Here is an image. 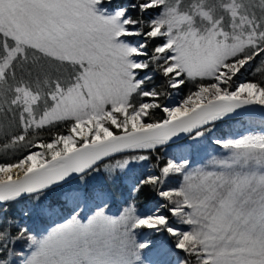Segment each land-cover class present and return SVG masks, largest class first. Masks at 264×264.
<instances>
[{
    "label": "snow or ice",
    "instance_id": "6c2138e0",
    "mask_svg": "<svg viewBox=\"0 0 264 264\" xmlns=\"http://www.w3.org/2000/svg\"><path fill=\"white\" fill-rule=\"evenodd\" d=\"M0 264H264V0H0Z\"/></svg>",
    "mask_w": 264,
    "mask_h": 264
},
{
    "label": "rangeland",
    "instance_id": "374dc122",
    "mask_svg": "<svg viewBox=\"0 0 264 264\" xmlns=\"http://www.w3.org/2000/svg\"><path fill=\"white\" fill-rule=\"evenodd\" d=\"M234 127H236L235 125H234ZM239 131H243V129H238Z\"/></svg>",
    "mask_w": 264,
    "mask_h": 264
},
{
    "label": "trees",
    "instance_id": "16d2710c",
    "mask_svg": "<svg viewBox=\"0 0 264 264\" xmlns=\"http://www.w3.org/2000/svg\"><path fill=\"white\" fill-rule=\"evenodd\" d=\"M234 127V126H233Z\"/></svg>",
    "mask_w": 264,
    "mask_h": 264
}]
</instances>
